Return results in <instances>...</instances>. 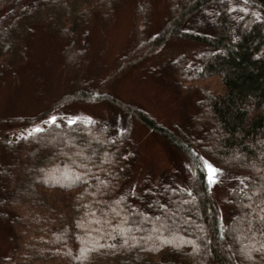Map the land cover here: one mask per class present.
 Masks as SVG:
<instances>
[{"label": "trees", "instance_id": "1", "mask_svg": "<svg viewBox=\"0 0 264 264\" xmlns=\"http://www.w3.org/2000/svg\"><path fill=\"white\" fill-rule=\"evenodd\" d=\"M128 1L0 0V80L23 78L33 106L0 116V264H264V0H133L128 46L109 66L106 48L95 56L82 42ZM177 43L190 53L167 58L164 73L193 112L165 127L116 90L122 75ZM50 52L70 76L57 97L37 74ZM214 76L221 91L199 90ZM77 100L104 101L112 114L17 134ZM137 124L187 168L144 172L134 188ZM203 159L223 169L217 184L193 166ZM214 187L226 190L225 222Z\"/></svg>", "mask_w": 264, "mask_h": 264}, {"label": "rangeland", "instance_id": "2", "mask_svg": "<svg viewBox=\"0 0 264 264\" xmlns=\"http://www.w3.org/2000/svg\"><path fill=\"white\" fill-rule=\"evenodd\" d=\"M134 3L135 1L133 0L126 2L117 10L113 22L107 25L94 26L82 42V44L86 42L90 43L92 53L95 56L100 49L106 48L105 58L109 66L115 64L118 55L128 46ZM153 23L155 26L158 25L159 16H154ZM189 49L185 44L177 43L153 54L147 61L136 65L133 69L122 75L117 84V94L123 100L141 107L159 124L165 127H170L177 122L184 121L185 114H192L193 112L192 108H190L191 104L188 103L187 110L184 98L179 97L174 89H172L171 80L166 77L163 67L167 58L170 56L177 57L183 53L189 54ZM48 51L49 48L47 47ZM50 55V66L44 68L41 63V69L37 71V74L43 75L46 92L50 90L55 94L54 97H57L66 87L70 76L62 69L60 59L53 52H50L49 57ZM92 60V64L94 62L96 67V60ZM161 78H164V80ZM26 85L27 82L18 75L0 80L1 117L12 116V114L22 115L24 108L32 105V97L27 94ZM197 85L201 91L218 92L222 90L221 81L217 76L202 80ZM102 91L107 92V88H103ZM31 107L33 108V106ZM62 107L57 114L53 115L58 117L55 123L65 122L73 116L81 118L91 117L94 119L97 117H110L112 114L111 105L104 101L77 100L65 105L63 104ZM41 110L43 109H37L33 114L39 113ZM45 121L47 120L38 125L46 126ZM33 127V125L29 127L18 126L16 127L18 129L17 134L19 136L25 135L32 131ZM133 137L138 152L135 167L137 175L134 178V188L138 187L140 176L144 172L145 175L147 173L154 177L162 178L165 174L173 176L179 168H187L185 161L174 150H171L154 130H149L143 125L137 124L133 129ZM213 194L219 209L220 218L225 222L230 215L229 207L226 204V190L214 187ZM0 238H5L6 240V235L0 232ZM246 245H249V243Z\"/></svg>", "mask_w": 264, "mask_h": 264}, {"label": "snow or ice", "instance_id": "3", "mask_svg": "<svg viewBox=\"0 0 264 264\" xmlns=\"http://www.w3.org/2000/svg\"><path fill=\"white\" fill-rule=\"evenodd\" d=\"M229 10H231V9H229ZM243 11L247 12L248 9H247V8H244ZM256 15H257V18H259V14L257 13ZM82 119H83V122H84V123H94V121H93V119H92L91 117L81 118V117H79V116H73V117H71V118H68V119L66 120V123H67L68 125H73V124H75L77 121H80V120H82ZM57 120H58V117H57V116H49L48 119H47V121H45V123H46V124H53V123H55ZM43 130H44V129H43L40 125H35V126L32 128V133H39V132H42ZM122 131H123V130H122ZM29 135H31V133H29ZM239 155H240L239 153L236 154L237 157H238ZM106 158H107V156H106ZM234 158H236V157H234ZM199 159H201V158L198 157V160H199ZM192 163H193V166H194V167H198V170H199V171L206 173V179H207L209 185H215V184H217V183L219 182V180H220V176L223 175V169L220 168V167H217L213 162L209 161L208 159H203V160H202V163H200L199 165H197L195 162H192ZM85 177H86V174L76 175V176L73 177V182H75V181H79V180H81V179H85ZM237 179H239V178H237ZM106 183H107V181H100V184H106ZM240 183L243 184L245 188L248 187L247 184H244V181H243V180H241ZM166 187H167V186H166ZM262 190H264V189H262ZM173 191H177V189H173ZM188 191H191V189H188ZM234 191H235V190H234ZM239 191L243 192V189L241 188V189H239ZM243 194H244L245 196L248 195L247 192H243ZM121 199H123V197H121ZM117 203H120V201L118 200ZM261 219L264 220V217H261ZM80 226H83L82 222H81V225H80ZM119 234H120L121 236H124V235L126 234V230H125V229H121ZM261 234L264 235V233H261ZM161 239L164 240L165 243H172V241L169 240V239L166 238V237H161ZM132 241H133V244L136 243L134 237L132 238ZM186 242L191 243V241H186ZM123 245H125V246H129V245H128V240H127V239H124V240H123ZM100 247H104V245H100ZM108 247L116 248V245L113 244V245H109ZM197 250H198V246H197ZM260 250H264V244H262V245L260 246V248L257 249V251H260ZM86 251H89V249H84V248L81 249V252H82V253H83V252H86ZM243 254H244L249 260L253 259V256H252V253H251V250L245 249V250L243 251ZM76 258H77V259H81V257H79V256L76 257Z\"/></svg>", "mask_w": 264, "mask_h": 264}]
</instances>
